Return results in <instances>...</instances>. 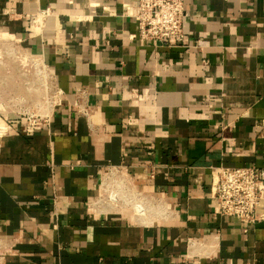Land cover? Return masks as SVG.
<instances>
[{
    "label": "crops",
    "instance_id": "0c3cea01",
    "mask_svg": "<svg viewBox=\"0 0 264 264\" xmlns=\"http://www.w3.org/2000/svg\"><path fill=\"white\" fill-rule=\"evenodd\" d=\"M137 12L0 0L59 94L33 127L0 100V264H264V221L210 196L215 167L264 168V0H186L187 47L132 38Z\"/></svg>",
    "mask_w": 264,
    "mask_h": 264
},
{
    "label": "built area",
    "instance_id": "2783aa9c",
    "mask_svg": "<svg viewBox=\"0 0 264 264\" xmlns=\"http://www.w3.org/2000/svg\"><path fill=\"white\" fill-rule=\"evenodd\" d=\"M185 1L138 0L136 18L139 31L132 38L171 47L189 46L190 39L184 29ZM51 14V8H47L31 15V26L42 29ZM210 196L215 200L214 212L217 215L228 216L247 225L264 221V213L259 211L264 201V168L256 165L215 167L211 175Z\"/></svg>",
    "mask_w": 264,
    "mask_h": 264
},
{
    "label": "rangeland",
    "instance_id": "374dc122",
    "mask_svg": "<svg viewBox=\"0 0 264 264\" xmlns=\"http://www.w3.org/2000/svg\"><path fill=\"white\" fill-rule=\"evenodd\" d=\"M10 47H16V55L12 54L14 50ZM1 50L7 55L0 53V100L8 102V125L14 120L22 121L27 126L40 125L47 118L51 106L58 100L54 76L44 59L22 40L8 45L1 41L0 52ZM28 83H31L30 86Z\"/></svg>",
    "mask_w": 264,
    "mask_h": 264
},
{
    "label": "bare ground",
    "instance_id": "6f19581e",
    "mask_svg": "<svg viewBox=\"0 0 264 264\" xmlns=\"http://www.w3.org/2000/svg\"><path fill=\"white\" fill-rule=\"evenodd\" d=\"M1 41L7 43V45H8V44H14V43H16L17 41H20V39H19L18 37L14 36L13 34H11V33L7 32V31H5V30H0V42H1ZM16 47H17V46H16ZM16 47H15V48H16ZM10 48H11V47H10ZM15 48H14V49H15ZM14 49L11 48V50H14ZM6 51H7V49H6ZM14 52H15V50L12 52V54H13ZM0 53L2 54V53H4V52H2V50H1ZM4 54H5V53H4ZM12 54H11L9 57H11ZM14 54L16 55V53H14ZM17 54H18V53H17ZM5 55H7V54H5ZM15 55H13V56L15 57ZM17 57H18V56H17ZM17 57H16V58H17ZM0 58H1V56H0ZM1 60H2V59H1ZM12 60H13V59H12ZM13 61H14V60H13ZM2 62H3V61H2ZM16 70H17V69H16ZM37 73H38V72H37ZM44 75H45V74H44ZM46 77H49V76H46ZM49 78H50V77H49ZM32 79H33V78H32ZM39 82H40V80H39ZM39 82H38V84H39ZM21 84H22V83H21ZM28 84H29V83H28ZM30 84H31V83H30ZM30 84H29V86H30ZM23 85H24V83H23ZM23 85H22V86H23ZM29 86H28V87H29ZM23 88H26V87L23 86ZM29 88H30V87H29ZM29 88H28V90H30ZM26 89H27V88H26ZM31 89H32V88H31ZM36 89H37V88H36ZM20 90H21V89H20ZM25 91H26V90H25ZM34 91H35V90H34ZM36 91H37V90H36ZM31 92L33 93L32 90H31ZM29 93H30V92H29ZM27 95H28V94H27ZM29 95H30V94H29ZM30 96H31V95H30ZM22 97H23V96H22ZM51 107H52V106H51ZM120 173H121V172H120ZM120 173H119V175H120ZM110 174H111V173H110ZM113 174H114V173H113ZM123 174H124V172H123ZM115 176H116V175H115ZM121 176H122V175H121ZM108 178H110V176H109ZM108 178H107V179H108ZM111 178H112V177H111ZM119 178H120V176H119ZM112 179H113V181H111V180H110V181H111V182H114V178H112ZM117 180H118V179H117ZM127 180H128V179H127ZM122 182H125V181H122ZM127 182H128V181H127ZM127 182H126V183H127ZM102 183H103V181H102ZM105 183H106V181H105ZM115 183H116V181L114 182V184H115ZM117 183H118V182H117ZM106 185H107V184H106ZM115 185H116V184H115ZM118 185H119V184H118ZM121 185H123V183H122ZM121 185H119V187H120ZM107 186H110V184L107 185ZM116 186H117V185H116ZM124 186H125V184H124ZM126 187L129 188V186H126ZM126 187H125V188H126ZM117 188H118V186L116 187V189H117ZM121 188H124V187L121 186ZM111 189H112V187H111ZM126 189H127V188H126ZM126 189H125L124 191H126ZM104 190H105V189H104ZM106 190H107V187H106ZM118 190L120 191L121 189L118 188ZM128 190H129V189H128ZM107 191H109V189H108ZM115 191H116V190H115ZM131 191H132V190H131ZM116 192H117V191H116ZM104 193H105V192H104ZM106 193H107V192H106ZM106 193H105V195H106ZM110 193H111V190H110ZM114 194H115V193H113V195H114ZM116 194H118V193H116ZM121 194H124V193H121ZM126 194H127V193H126ZM128 194H129V193H128ZM132 194H133V193H132ZM107 195H109V194H107ZM107 195H106V196H107ZM124 195H125V194H124ZM111 197H112V195H111ZM125 197H126V196H125ZM106 198H107V197H106ZM128 198H129V200H130V197H127V200H126L127 202H128ZM111 199H112V198H111ZM113 199H114V197H113ZM125 199H126V198H125ZM135 199H136V197H135ZM135 199H133V200L131 199V200L134 201ZM137 199H139V198H137ZM131 200H130L129 202H131ZM143 200H144V199H143ZM124 201H125V200H124ZM124 201H123V202H124ZM126 201H125V203H126ZM136 201H137V200H136ZM136 201H134V202H136ZM138 201H139V200H138ZM144 201H145V200H144ZM149 201H150V199H149L148 201H146V202H147V203H151V202H149ZM140 202L142 203V201H140ZM146 202H145V203H146ZM161 203H162V202H161ZM127 204H128V203H127ZM133 204H134V203H133ZM139 204H140V203H139ZM142 204L144 205V202H143ZM151 204H152V203H151ZM107 205H109V204H107ZM125 205H126V204H125ZM129 205L132 206L131 203H130ZM137 205H138V204H137ZM148 205H149V204H148ZM153 205L155 206V204H153ZM144 206H145V205H144ZM144 206H142L143 208H138V207H141V206H137V208H138V212L140 213V216H141V214L144 213V212H143V211H144V210H143V209H144ZM151 206H152V205H151ZM154 206H153L151 209H154ZM137 208L135 207V209H137ZM157 208H158V207H157ZM157 208H156V209H157ZM160 208H161V207H160ZM161 209H162V208H161ZM163 209H164V208H163ZM163 209H162V210H163ZM151 211H152V210H151ZM153 211H154V210H153ZM163 211H164V210H163ZM161 212H162V211H161ZM161 212L158 211V213H161ZM156 213H157V211H156ZM154 214H155V213H154ZM159 216H161V214H159ZM154 218H155V217H154V215H153V219H154Z\"/></svg>",
    "mask_w": 264,
    "mask_h": 264
}]
</instances>
